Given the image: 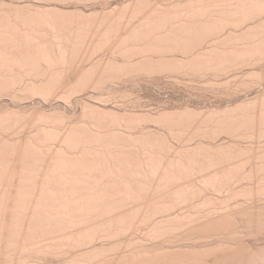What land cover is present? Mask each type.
<instances>
[{"label":"bare ground","instance_id":"bare-ground-1","mask_svg":"<svg viewBox=\"0 0 264 264\" xmlns=\"http://www.w3.org/2000/svg\"><path fill=\"white\" fill-rule=\"evenodd\" d=\"M0 264H264V0H0Z\"/></svg>","mask_w":264,"mask_h":264},{"label":"rangeland","instance_id":"rangeland-1","mask_svg":"<svg viewBox=\"0 0 264 264\" xmlns=\"http://www.w3.org/2000/svg\"><path fill=\"white\" fill-rule=\"evenodd\" d=\"M163 97H164V96H163ZM163 97H162V98H163ZM208 98H209V97H207L205 100L202 99L201 102L204 103V104H208L207 102H209V103H210V102H211V103L213 102V103H214L215 100H216L215 98H210V100H209ZM143 99H144V100H142V103H145V105H147V106H148V104H149V105L151 104L150 102H152V104L150 105V107L148 106L149 108H151V107L154 108V107H155V104L157 103V102L155 103L154 99H153V100L151 99V101H150V100H149L150 98H147L146 101L149 100L148 103H146L145 98H143ZM213 99H215V100L213 101ZM203 100H204V102H203ZM144 101H145V102H144ZM153 101H154V103H153ZM206 101H207V102H206ZM216 101H217V100H216ZM153 104H154V105H153Z\"/></svg>","mask_w":264,"mask_h":264}]
</instances>
